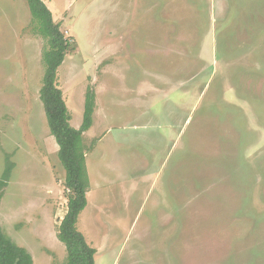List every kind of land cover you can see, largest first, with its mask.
<instances>
[{"label": "rangeland", "instance_id": "obj_1", "mask_svg": "<svg viewBox=\"0 0 264 264\" xmlns=\"http://www.w3.org/2000/svg\"><path fill=\"white\" fill-rule=\"evenodd\" d=\"M69 39L56 71L81 125L95 264H264V0H42ZM46 39L0 0V226L65 264V169L39 96Z\"/></svg>", "mask_w": 264, "mask_h": 264}, {"label": "trees", "instance_id": "obj_2", "mask_svg": "<svg viewBox=\"0 0 264 264\" xmlns=\"http://www.w3.org/2000/svg\"><path fill=\"white\" fill-rule=\"evenodd\" d=\"M26 1L31 15L37 20V32L47 42V48L43 52L45 68L39 96L50 132L58 144V157L65 169L64 183L69 189L67 209L58 225L57 237L66 248L65 264H95V248L86 243L83 234L76 227L78 215L87 203L88 174L82 134L92 124L94 92L90 87L87 88L81 125L73 127L62 91L56 83L57 68L70 49L69 39L60 30L59 24L52 20L51 13L42 0ZM9 171L8 166L3 172L0 188L5 184ZM0 264H33L31 254L8 237L1 226Z\"/></svg>", "mask_w": 264, "mask_h": 264}]
</instances>
